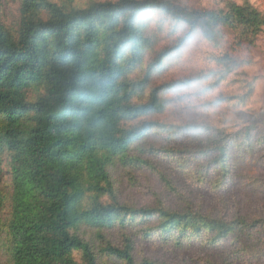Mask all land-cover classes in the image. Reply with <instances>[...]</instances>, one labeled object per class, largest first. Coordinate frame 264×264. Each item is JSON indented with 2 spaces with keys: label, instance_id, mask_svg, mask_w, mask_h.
<instances>
[{
  "label": "trees",
  "instance_id": "obj_1",
  "mask_svg": "<svg viewBox=\"0 0 264 264\" xmlns=\"http://www.w3.org/2000/svg\"><path fill=\"white\" fill-rule=\"evenodd\" d=\"M19 13L15 34L0 21V155L8 159L2 169L0 158V174L11 185L10 218L0 231L8 264H98L84 227L153 221L143 234L147 239L184 242L211 233V245L254 227L193 210L121 205L109 170L117 162L145 166L166 183L162 172L128 152L152 132L172 138L199 127L140 121L161 112L164 93L192 81L152 87V77L197 33L211 42L221 38V30H232L253 45L264 34V16L256 8L228 1L222 9L196 10L171 0H102L64 8L51 0H21ZM154 14L171 20L174 33L185 30L160 52L153 51L157 36L146 33ZM216 61L229 71L237 67L228 56ZM149 149L179 159L170 150ZM216 151L215 163L223 167L224 149ZM100 253L122 264H157L136 263L128 238L123 248L107 244Z\"/></svg>",
  "mask_w": 264,
  "mask_h": 264
},
{
  "label": "rangeland",
  "instance_id": "obj_2",
  "mask_svg": "<svg viewBox=\"0 0 264 264\" xmlns=\"http://www.w3.org/2000/svg\"><path fill=\"white\" fill-rule=\"evenodd\" d=\"M93 1L102 0H51L64 8H83ZM171 1L196 10L222 9L228 1L249 3L264 16V0ZM20 2L0 0V21L11 34L20 23ZM184 32L174 33L171 20L160 14L152 16L146 29L149 36L158 38L155 52L173 46ZM220 36L210 42L197 33L185 41L178 58L152 77V87L192 81L189 86L164 93L161 112L140 121L199 127L172 138L152 132L128 152L129 157L147 161L162 172L166 183L148 167L119 162L110 168L109 175L121 205L193 210L216 220L240 219L254 227L230 234L214 245L210 244L211 233L184 242L174 238L163 241L158 236L147 239L143 234L155 226L153 221L116 224L101 230L84 227L82 236L98 253V264H122L101 255L100 250L107 244L123 248L126 238L131 241L136 263L264 264V34L253 45L240 40L232 30H221ZM224 56L237 67L229 71L218 65L216 60ZM149 148L170 150L179 159L170 161L162 153H150ZM219 148L224 149L223 167L215 163ZM0 158L3 169L7 154L2 153ZM10 194L11 185L4 172L0 174V226L10 218ZM0 244L4 245H0V264H8L2 231ZM76 259L79 261V256Z\"/></svg>",
  "mask_w": 264,
  "mask_h": 264
}]
</instances>
